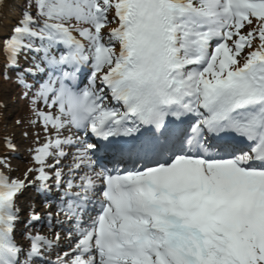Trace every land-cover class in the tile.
<instances>
[{"label":"snow or ice","instance_id":"obj_1","mask_svg":"<svg viewBox=\"0 0 264 264\" xmlns=\"http://www.w3.org/2000/svg\"><path fill=\"white\" fill-rule=\"evenodd\" d=\"M6 84L0 264H264V0H0Z\"/></svg>","mask_w":264,"mask_h":264},{"label":"rangeland","instance_id":"obj_2","mask_svg":"<svg viewBox=\"0 0 264 264\" xmlns=\"http://www.w3.org/2000/svg\"><path fill=\"white\" fill-rule=\"evenodd\" d=\"M2 93H0V103L7 104L6 108L0 109V129L1 132L6 133L8 129L12 130V134L15 137L16 143L20 148V156L26 157L27 152L25 149L31 143L33 133L39 130L38 127L29 126V119L31 118V112L25 99L18 101L19 94L15 93L9 87L3 85ZM3 95V96H2ZM17 121H22L21 124H17ZM29 134V139L25 140L23 133ZM25 143V144H24ZM20 166L21 171L28 166V161L21 159L20 157L12 159V166Z\"/></svg>","mask_w":264,"mask_h":264},{"label":"bare ground","instance_id":"obj_3","mask_svg":"<svg viewBox=\"0 0 264 264\" xmlns=\"http://www.w3.org/2000/svg\"><path fill=\"white\" fill-rule=\"evenodd\" d=\"M3 96V95H2ZM39 130H41V129H39ZM7 133L8 134H12L13 132H12V130L11 129H8V131H7ZM41 133H42V131H41ZM4 133L3 132H1V130H0V135H3ZM13 135V134H12ZM16 173H14V175H15Z\"/></svg>","mask_w":264,"mask_h":264}]
</instances>
